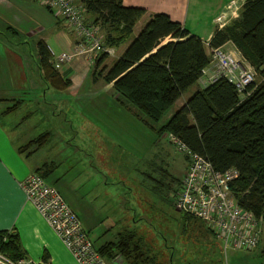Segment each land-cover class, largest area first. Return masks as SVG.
Wrapping results in <instances>:
<instances>
[{
  "label": "trees",
  "instance_id": "trees-1",
  "mask_svg": "<svg viewBox=\"0 0 264 264\" xmlns=\"http://www.w3.org/2000/svg\"><path fill=\"white\" fill-rule=\"evenodd\" d=\"M81 1L93 16L91 21L104 31V45L109 48L126 43L146 13V8L125 5L123 0ZM228 42L260 80L241 96L233 83L221 77L197 89L157 131L180 138L218 170L237 168L240 176L231 184L232 192L241 206L264 221V0H244L237 17L216 27L208 47L223 48ZM38 48L44 80L55 89H65L71 81L51 62L52 53L43 39ZM109 56L102 52L96 58L92 75L113 83L118 100L156 122L199 81L211 62L205 40L165 12L151 14L113 64L104 65ZM50 134L44 132L20 151L39 148ZM135 238V232L125 231L117 240L95 246L108 261L125 256L128 264H148L143 245L134 243ZM0 249L13 258L25 255L14 231H0Z\"/></svg>",
  "mask_w": 264,
  "mask_h": 264
},
{
  "label": "crops",
  "instance_id": "crops-1",
  "mask_svg": "<svg viewBox=\"0 0 264 264\" xmlns=\"http://www.w3.org/2000/svg\"><path fill=\"white\" fill-rule=\"evenodd\" d=\"M123 2L125 5L146 8V13L136 27L141 29L151 14L165 12L172 19L182 22L192 33L200 35L210 52L208 43L216 27L237 17L244 0ZM43 7L53 12L57 19L54 25L53 17H48L50 19L45 29L41 18L43 13L47 14V10H43ZM87 15L90 20L93 18L91 14ZM220 16L222 19H219ZM39 32L35 61L41 80L43 72L39 66L38 42L43 39L52 53L51 62L64 79L71 81L69 86L60 90L66 100H89L96 94L82 90L100 54L84 51L69 62L57 61V56L62 52L87 49L84 40L67 26L61 14L55 13L39 0H0V231L16 232L25 250L24 257L35 264H78L36 207L28 201L21 182L30 174L40 172L48 184L60 191L70 206L73 201L70 197L80 195L81 190L86 197L94 199L100 196L108 184L103 174L106 129L100 125L101 121H105L100 118L98 122L92 121L84 114V109L76 112L69 104L57 103L63 99L56 100L58 95L50 92L54 87L46 86L47 82H44L46 85L41 84L40 89L33 86L37 81L27 73L28 57L23 48L28 43L27 35ZM117 48H120L117 53L120 56L126 47L121 45L113 48L114 53ZM223 48L243 59L232 42L226 43ZM109 57L104 65L113 64L114 60L108 62ZM91 78L95 85L103 82L102 78L94 75ZM207 79L206 76L202 83L200 80L197 82L199 88L204 87L203 83ZM105 84L113 88V83ZM44 132L51 133L44 145L20 151V148Z\"/></svg>",
  "mask_w": 264,
  "mask_h": 264
},
{
  "label": "rangeland",
  "instance_id": "rangeland-1",
  "mask_svg": "<svg viewBox=\"0 0 264 264\" xmlns=\"http://www.w3.org/2000/svg\"><path fill=\"white\" fill-rule=\"evenodd\" d=\"M43 8L48 14L43 13L41 18L44 29L49 23L48 17L52 16L53 24H57L55 14ZM139 29L137 26L123 48L128 46ZM39 34H28V43L23 50L28 57L27 73L37 81L33 86L40 89L46 81L41 80L35 61ZM119 49L109 57V63L118 57ZM12 71H15L14 65ZM91 76L82 90L96 93L89 100H66L64 93L54 88L50 92L58 95L56 100L62 97L63 101L57 103L69 104L76 112L84 109V114L92 121L98 122L99 118L105 121L100 125L106 129L103 174L107 189L94 199L86 197L82 190L80 195L70 197L73 200L71 206L79 214L94 244L98 247L107 241L117 240L122 232L133 231L136 233L133 242L143 245V257L147 258L148 264H264V229L258 248L225 250L219 237L203 221L188 219V214L175 207L177 189L190 160L188 155L177 149L171 135L157 130L199 89L198 83L156 122L118 100L115 90L104 80L95 85ZM259 80L260 75L256 73V81ZM75 123L78 124L79 120ZM107 262L128 264L129 261L125 256H118Z\"/></svg>",
  "mask_w": 264,
  "mask_h": 264
},
{
  "label": "built area",
  "instance_id": "built-area-1",
  "mask_svg": "<svg viewBox=\"0 0 264 264\" xmlns=\"http://www.w3.org/2000/svg\"><path fill=\"white\" fill-rule=\"evenodd\" d=\"M39 1L61 14L67 26L81 36L87 48L62 52L57 56V61L69 62L84 51L114 54L113 48L105 47L100 25L88 18L81 0ZM210 55V65L203 70L199 79L201 83L206 76L208 79L204 86L225 77L235 85L241 96L246 95L248 87L256 80L254 68L234 52L222 47L210 49ZM171 140L190 160L177 189L175 207L203 221L219 237L225 250L256 249L260 244L264 221L241 206L231 190V184L240 176V171L235 167L218 170L208 158L192 151L180 138L171 135ZM21 185L28 201L36 207L78 264L108 263L90 238L78 213L56 187L48 184L39 173L30 174ZM0 264L35 263L25 257L13 258L0 249Z\"/></svg>",
  "mask_w": 264,
  "mask_h": 264
}]
</instances>
